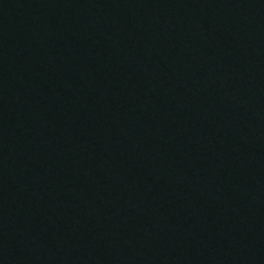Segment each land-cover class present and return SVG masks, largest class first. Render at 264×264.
I'll use <instances>...</instances> for the list:
<instances>
[{
    "label": "water",
    "instance_id": "95a60500",
    "mask_svg": "<svg viewBox=\"0 0 264 264\" xmlns=\"http://www.w3.org/2000/svg\"><path fill=\"white\" fill-rule=\"evenodd\" d=\"M0 264H264V0H0Z\"/></svg>",
    "mask_w": 264,
    "mask_h": 264
}]
</instances>
